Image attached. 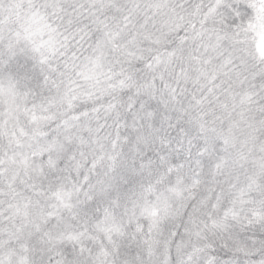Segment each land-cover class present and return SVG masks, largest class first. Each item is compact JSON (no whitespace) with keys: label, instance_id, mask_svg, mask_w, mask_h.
<instances>
[{"label":"snow or ice","instance_id":"6c2138e0","mask_svg":"<svg viewBox=\"0 0 264 264\" xmlns=\"http://www.w3.org/2000/svg\"><path fill=\"white\" fill-rule=\"evenodd\" d=\"M0 264H264V0H0Z\"/></svg>","mask_w":264,"mask_h":264}]
</instances>
